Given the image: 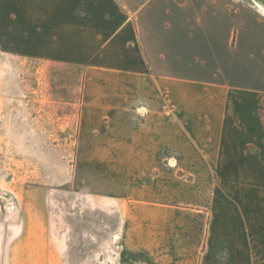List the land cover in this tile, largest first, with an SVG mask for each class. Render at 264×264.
<instances>
[{
  "label": "crops",
  "instance_id": "crops-1",
  "mask_svg": "<svg viewBox=\"0 0 264 264\" xmlns=\"http://www.w3.org/2000/svg\"><path fill=\"white\" fill-rule=\"evenodd\" d=\"M25 6L27 59L83 61L87 77L58 99L78 108L57 117L75 125L71 176L11 183L0 264H73L65 184L80 222L104 212L105 246L88 250L105 264H264V0Z\"/></svg>",
  "mask_w": 264,
  "mask_h": 264
},
{
  "label": "rangeland",
  "instance_id": "rangeland-1",
  "mask_svg": "<svg viewBox=\"0 0 264 264\" xmlns=\"http://www.w3.org/2000/svg\"><path fill=\"white\" fill-rule=\"evenodd\" d=\"M25 2L0 0V209L6 208L12 189H18L19 193L24 189V186H11L16 179L21 183L58 182V178L71 176L75 125L59 123L57 117H76L78 108L73 105L59 108L58 99L79 100L80 90L75 92L68 87L81 85L87 77L83 61L69 57L63 61L41 57L27 59V38L37 37V31L29 24L33 14L27 10ZM38 44L40 46L41 41L36 39L34 46ZM58 84L67 87L59 90ZM42 132L44 137H41ZM57 187H53L51 194H58ZM71 188L69 184L59 187V194H65L67 219L76 226L71 238L78 249L71 250L70 261L73 264H105V251L88 250L95 243L105 246V214L100 211L96 213L97 218H93V213L87 209L80 222L74 215ZM83 206L85 208V204ZM90 230L95 233L93 238L86 234Z\"/></svg>",
  "mask_w": 264,
  "mask_h": 264
}]
</instances>
